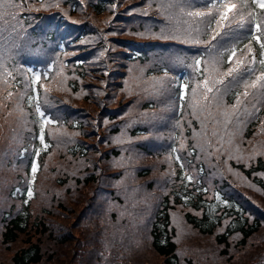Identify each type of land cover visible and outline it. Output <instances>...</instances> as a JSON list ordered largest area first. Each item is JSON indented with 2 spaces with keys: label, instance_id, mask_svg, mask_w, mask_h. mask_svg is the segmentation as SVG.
<instances>
[{
  "label": "trees",
  "instance_id": "16d2710c",
  "mask_svg": "<svg viewBox=\"0 0 264 264\" xmlns=\"http://www.w3.org/2000/svg\"><path fill=\"white\" fill-rule=\"evenodd\" d=\"M12 1L15 10L27 6ZM229 2L236 7L217 29L218 10ZM28 7L23 15L37 18L30 26L43 34L40 43L25 44L19 34L5 41L0 11V99L27 114L25 169L11 189L17 203L0 218L10 264H131L122 255L125 229L133 248L148 242L155 264H264V100L241 96L245 103L233 111L202 95L203 81L213 78L209 62L226 68L233 50L232 61L258 57L249 72L248 58L241 61L235 87L228 77L218 86L229 89L231 105L243 82L264 72V9L252 0H36ZM5 50L13 57L4 61ZM209 126L230 140L204 133ZM5 130L0 114V142ZM155 168L164 175L157 186L145 176Z\"/></svg>",
  "mask_w": 264,
  "mask_h": 264
},
{
  "label": "snow or ice",
  "instance_id": "6c2138e0",
  "mask_svg": "<svg viewBox=\"0 0 264 264\" xmlns=\"http://www.w3.org/2000/svg\"><path fill=\"white\" fill-rule=\"evenodd\" d=\"M252 2L254 4H256L259 8L264 9V0H252ZM170 6H174V5H170ZM18 7V5L14 4L12 2V0H6V2H0V8L5 9V12L2 15H8V9H12V8H16ZM236 5L235 4H221L220 9L218 10L219 12V18L216 19V27L217 29L221 28L224 26V21H226L228 19V13L235 8ZM189 16H196V17H204V16H211V13H204V12H189L188 13ZM215 18V17H213ZM258 30L261 28L260 25H257ZM217 35H219V33H217ZM161 38H171V39H177L178 37L176 35H172L169 37H164L163 32L161 33ZM216 37L214 36L213 39H215ZM187 39H192L194 40L196 43H199V39L196 37H192L191 34L189 33L187 35ZM255 39L260 42V36L255 37ZM261 48H264V42H261ZM236 55L235 50L232 51L231 56H229V61L232 62V57H234ZM196 65L199 66L201 61L200 60H196L195 61ZM240 61L237 60L235 61L236 67H229L227 69L226 72H223L220 76L219 79L214 78V74L217 73V61L216 60H212L209 62L208 65V75L209 77H213L211 79L206 78L203 81L204 84V91L202 93L203 98L205 100V102H210L212 100H216L218 102V97H210L208 94L216 92L219 93L220 92V88L217 87V85H223L224 84V78L226 77H233V79H235L234 74L238 73L240 70ZM260 63L262 65H264V59H262L260 61ZM41 79V76L39 74H36L34 79L32 80L33 84H36L39 80ZM257 84L260 85L262 94H264V73H262L260 76H257L256 79L254 81H251L250 84H245V91L243 92L242 96L244 98H247L249 96V92L247 91L248 87H252V88H256ZM194 96L196 95V90H193ZM9 95H11V93H9ZM181 99H183V96H181ZM243 103H245V100H243L241 98V94L237 93V99L235 104L232 106L233 107V111H235L236 109H238ZM37 111L40 112L39 107L37 106ZM41 117H44V113L40 112ZM226 116H228V113H225ZM44 123L45 124H49L52 123L51 119H44ZM41 142L43 143V129L41 131ZM46 147V145H45ZM38 155V153H37ZM32 171L33 173H35L37 171V166L35 163H33L32 166ZM29 196L32 195L31 190H29L28 193Z\"/></svg>",
  "mask_w": 264,
  "mask_h": 264
},
{
  "label": "rangeland",
  "instance_id": "374dc122",
  "mask_svg": "<svg viewBox=\"0 0 264 264\" xmlns=\"http://www.w3.org/2000/svg\"><path fill=\"white\" fill-rule=\"evenodd\" d=\"M252 93H253V101L254 103L256 104H260V100H261V93L258 92V89H252ZM11 100V99H10ZM232 127V125H231ZM207 164H208V168L209 167H213V161H212V158L207 155V160H206ZM232 172H234V170L232 169L231 170ZM47 179L49 180L50 184L53 185V178H54V175L51 174V173H48L47 175ZM1 188H0V196H1ZM11 203V200L10 199H6L5 196H2L1 199H0V206L4 205V207H7L9 204ZM14 247V245H13ZM138 252H141V251H138ZM142 254H139L137 256H135L134 258L132 257V252H130V255H126V259L129 260L130 262L134 263V264H155L156 261H157V256L154 254V262L153 263H148L146 262V259H145V255L146 254H149V253H153V251L151 250V248L149 247H145L143 246V250H142ZM10 255H11V250L10 249H7L5 247V245L2 243V240H1V228H0V264H9L10 263ZM150 259H153V256L149 257ZM90 262H92V259L90 258Z\"/></svg>",
  "mask_w": 264,
  "mask_h": 264
}]
</instances>
